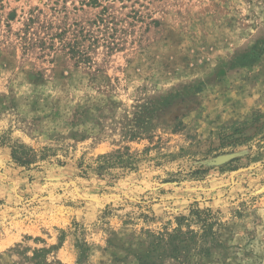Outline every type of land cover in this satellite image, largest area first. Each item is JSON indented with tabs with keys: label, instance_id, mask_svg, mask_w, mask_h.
<instances>
[{
	"label": "rangeland",
	"instance_id": "rangeland-1",
	"mask_svg": "<svg viewBox=\"0 0 264 264\" xmlns=\"http://www.w3.org/2000/svg\"><path fill=\"white\" fill-rule=\"evenodd\" d=\"M141 261L264 264V0H0V264Z\"/></svg>",
	"mask_w": 264,
	"mask_h": 264
},
{
	"label": "trees",
	"instance_id": "trees-1",
	"mask_svg": "<svg viewBox=\"0 0 264 264\" xmlns=\"http://www.w3.org/2000/svg\"><path fill=\"white\" fill-rule=\"evenodd\" d=\"M12 154H15V149L14 148H12ZM17 160H21V157H15ZM160 241H161V239H160ZM171 241V240H170ZM169 244H170V242H169ZM173 250H176L175 252H177V249H176V247H174V249ZM140 264H144V262L143 261H141V263ZM145 264H149V263H145Z\"/></svg>",
	"mask_w": 264,
	"mask_h": 264
}]
</instances>
